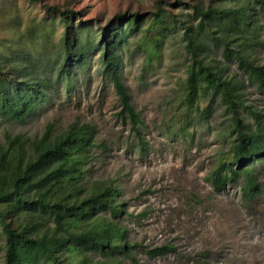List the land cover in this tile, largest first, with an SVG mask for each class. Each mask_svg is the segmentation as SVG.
Masks as SVG:
<instances>
[{"label":"trees","instance_id":"trees-1","mask_svg":"<svg viewBox=\"0 0 264 264\" xmlns=\"http://www.w3.org/2000/svg\"><path fill=\"white\" fill-rule=\"evenodd\" d=\"M28 2L45 16L41 25L32 24L26 30L38 35L43 22H50L45 28L59 24V49L53 57L46 52L37 55L41 69H35L38 60L32 57L0 56V123H23L35 113L42 90L49 85L47 68L50 74L57 73V82L66 83L61 78L70 61L84 62L89 52H100L102 74L119 96V116L128 120L134 146L143 156L149 148L142 136L145 125L120 78L121 52L131 37L153 55L166 41L178 37L186 62L185 78L177 87L175 117L183 123L178 132L188 134L196 121H208L214 108L223 106L228 118L224 140L230 157L219 161L211 173L213 191H223L242 179L244 198L261 192L254 166L264 168V113L245 104L244 83L230 73L229 65L234 64L247 83L264 94V65L257 56L264 51V0H158L152 13L117 14L97 36L91 26H83V13L67 3ZM201 102H206L202 109ZM95 136L88 124H71L62 132L47 125L40 137L33 138L4 133L0 145V264H121L119 257L132 259L131 250L137 245L126 241V230L118 219L123 212L117 201L119 187L112 181L84 184L92 151L97 147L107 150L103 143L96 144ZM174 252L167 244L146 253L152 258ZM93 255L104 260L93 261Z\"/></svg>","mask_w":264,"mask_h":264},{"label":"rangeland","instance_id":"rangeland-1","mask_svg":"<svg viewBox=\"0 0 264 264\" xmlns=\"http://www.w3.org/2000/svg\"><path fill=\"white\" fill-rule=\"evenodd\" d=\"M49 1L82 12L83 26H91L97 36L117 14L152 13L158 0ZM44 16L28 0H0V56L38 60L37 55L46 52L53 57L59 49L60 25L45 28L50 22H43L38 35L26 30L41 25ZM156 53L140 47L136 37L129 38L121 52L120 78L145 125L142 136L149 148L143 156L134 146L128 120L119 116V96L102 74L100 52H89L84 62L70 61L61 78L66 83L57 82V73L50 74L47 68L49 85L42 90L35 113L23 123H0V145L5 132L33 138L40 137L47 125L56 132L71 124L93 127L96 144L103 143L107 150L92 151L84 184L112 181L120 189L117 201L123 212L118 219L126 241L137 245L131 250L132 259L119 257L121 264H264V168L254 166L261 192H252L249 199L242 195V179L213 191L209 177L219 161L230 157L224 140L228 126L224 107L218 104L208 121H196L188 134L179 133L183 123L175 117L177 87L185 78L186 63L180 39H169ZM214 54L221 60L219 53ZM257 56L264 65V51ZM41 64L38 60L35 69ZM229 68L244 83L245 104L264 113V94L248 84L234 64ZM205 106L206 102L200 103L201 109ZM240 116L249 119L245 113ZM1 244L0 236V248ZM167 244L174 254L149 258L146 253ZM92 259L104 260L99 255Z\"/></svg>","mask_w":264,"mask_h":264}]
</instances>
